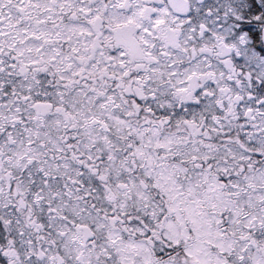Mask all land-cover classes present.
Here are the masks:
<instances>
[{
    "label": "snow or ice",
    "instance_id": "6c2138e0",
    "mask_svg": "<svg viewBox=\"0 0 264 264\" xmlns=\"http://www.w3.org/2000/svg\"><path fill=\"white\" fill-rule=\"evenodd\" d=\"M0 264H264V0H0Z\"/></svg>",
    "mask_w": 264,
    "mask_h": 264
}]
</instances>
